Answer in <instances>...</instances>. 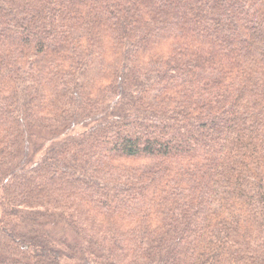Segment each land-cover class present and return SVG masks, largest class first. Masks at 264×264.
<instances>
[{
    "label": "trees",
    "instance_id": "obj_1",
    "mask_svg": "<svg viewBox=\"0 0 264 264\" xmlns=\"http://www.w3.org/2000/svg\"><path fill=\"white\" fill-rule=\"evenodd\" d=\"M0 264H264V0H0Z\"/></svg>",
    "mask_w": 264,
    "mask_h": 264
}]
</instances>
